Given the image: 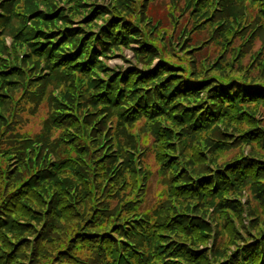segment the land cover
Instances as JSON below:
<instances>
[{"label": "rangeland", "instance_id": "rangeland-1", "mask_svg": "<svg viewBox=\"0 0 264 264\" xmlns=\"http://www.w3.org/2000/svg\"><path fill=\"white\" fill-rule=\"evenodd\" d=\"M73 2L0 0V131H7L0 162L9 188L23 182L10 198L0 194V203L4 200L2 210H7L13 197L20 192L27 196L33 190L28 200L34 207L19 218L39 232L38 236L25 229L16 236L4 233L11 243L5 264H11L13 257L18 264H143L140 260L150 253V247H139L126 237L139 231L136 224L169 239L183 252L205 253L207 264L232 263L243 251L256 246L258 257L253 256L248 264H264V205L255 192L256 185H264V177L249 178L244 186L231 184L230 189L219 178L230 182L228 170L247 159L264 164V101L248 102L246 97L235 102L222 97V105L213 101L216 92L224 95L245 84V89H264V0H83L77 13L70 7ZM97 9L99 15L91 19ZM60 12L67 21L60 18L57 27L80 28L86 36L81 42L94 37L93 47L85 48L89 56H95L88 71L69 67L73 63L69 61L53 63L55 55L47 59L34 50L35 43L20 40L28 26H45L33 21L37 15ZM114 16L124 19L121 27L109 24ZM108 29L117 40L104 44ZM10 65L18 68L9 69ZM158 67L164 69L157 81L155 76L145 83L140 77L133 79L135 72L142 74ZM184 72L188 79L198 80L199 86L187 99L180 94L171 98L169 106L177 100L181 103L170 111L162 105L168 117L158 107H151L156 113L152 110L143 115L138 108L143 88L128 93L129 86H148V95L142 97L151 105L147 98L154 89L151 86L172 74L165 80L170 84L167 87H172ZM111 73L114 77H109ZM118 74L130 82H118ZM93 79L113 87V97L121 94L116 107L103 108L101 101L96 103ZM158 88L166 87L159 84ZM153 98L159 103L157 96ZM129 100L135 104L125 111L123 103ZM77 104L78 113L74 109ZM182 107L183 115L192 111L190 119L205 125L188 127L187 121H179L175 115ZM100 108L103 110L98 111ZM202 109L205 111L196 117ZM210 110L215 113L210 115ZM68 122L87 133L91 151L102 144L92 160L105 154L96 164H109L111 180L119 176L122 181H131L118 197L107 187L106 198L96 191L94 199L87 203L75 199L53 217L51 210L58 209L59 202L51 201L42 213L33 200L39 197L33 186L50 174L74 177L77 170L83 172L78 162L87 147L73 142L78 137ZM40 150L37 162L23 168L22 161ZM111 157L115 158L112 164L107 161ZM95 172V179L105 182L100 170ZM184 178L187 181L182 184ZM214 182L217 185L209 191V183ZM110 195L115 198L109 199ZM223 201L234 203L240 212L222 206ZM43 202L49 204L45 198ZM116 210L121 211L113 217ZM7 211L12 214L13 209ZM2 213L0 216L6 218ZM183 221L191 225L177 232L175 226ZM194 222L207 227H195ZM46 227L51 228L43 236L39 228L43 233ZM17 238L22 239L14 243ZM171 256L167 258L174 260ZM179 263L196 264L183 258Z\"/></svg>", "mask_w": 264, "mask_h": 264}, {"label": "trees", "instance_id": "trees-1", "mask_svg": "<svg viewBox=\"0 0 264 264\" xmlns=\"http://www.w3.org/2000/svg\"><path fill=\"white\" fill-rule=\"evenodd\" d=\"M74 2L72 4H70V7L72 9V11L74 13H77L78 10L80 9V7L83 4V0H73ZM56 8L53 9V11L55 12ZM99 9H97L96 11H94V15L91 16V19L94 18L95 15H99ZM32 12L34 10H31ZM51 11V12H53ZM50 12V13H51ZM57 14V13H56ZM52 17V18H51ZM63 18L64 20L67 21V18L65 16V14L63 12L58 13L55 16H51V15H46V14H40L37 15L35 18H33V21L35 23H44L45 26L43 27H38V26H28L27 30L25 32H23L21 34V38L20 40L22 42L27 41L28 43L34 44V50L41 55H44L47 59L52 57L53 55H55V60L53 61V63L60 61V63H65L66 61L69 62H73L71 64H69V67H73V66H77V70L78 71H88L90 66L93 65V61L95 59L94 53L93 55L89 56L85 50L86 47L88 46H92L93 44H91V41H93L94 37L92 38V40H89L87 43L86 41H82V39H84L85 33L82 32V30L80 28H77L76 26L74 27H70L69 25H65L64 27H57V21ZM24 19H22L23 21ZM124 19L122 20H117L116 16H114L113 19L110 18L109 20V24L112 25H117L118 27H121V25L123 24ZM67 23V22H66ZM10 24H12V21L10 20ZM120 28H118L116 30V34L120 32L119 30ZM105 33L110 34V35H105V40H103L102 42L104 44H109V39L112 40H117L116 34H111L110 29H108ZM35 37V38H34ZM31 39H34L33 41ZM119 39V37H118ZM130 38L125 37V40H128ZM117 45V44H114ZM3 48L1 41H0V48ZM143 49H145V45L143 46ZM95 52V51H94ZM161 66H165V65H161ZM169 65H166L165 67H168ZM9 69L11 68H18L17 66H13L10 65L8 67ZM161 69H164V67H158L157 69H152L150 71H145L142 74H139L137 72H135L133 74V79H137L138 77H140L142 83L146 82L147 80H149L152 76H155L154 79L155 81H157V79L159 78V73L161 71ZM100 70L102 71V69L100 68ZM3 73L7 72V70H1ZM171 73V72H170ZM8 75H11L10 72ZM114 74L111 73L109 74V77H114ZM172 74H168L167 77L165 78H161L158 82H155V84L153 86H151L152 88L154 87V89L152 90V94H149L150 96H147V98L149 99V103H151V105L147 104L148 100H146V98H143V95H148L149 93V87L148 86H143L144 84H139V86H129L130 88L128 89V93L129 95H131L132 91H134L137 88H143L144 90L140 93L139 96V100H138V108L140 109V111L143 113V115H148V113L150 114L151 111L153 110L151 107H158V109H160L162 112L161 114L164 115L165 117H168V114H166L165 110L170 111L173 107H175L176 105H178L180 102V100H177L175 103H173V105H170V100L171 98H173L176 94H180L182 95V97H184V99H187V97H191L194 93V91H196V88L199 86L198 85V80H194V79H188V76L186 74V72H184V77L181 79L177 80V83L172 86V87H167L170 84L165 83V80H167V78L169 76H171ZM130 77V76H129ZM98 80L101 79H93V82L96 84L94 85V88L97 89V92H95L93 95H97L98 100L97 101H101V104L104 105L103 108H107V107H112V106H117V101L119 100V98L121 97V94L119 93L117 97H113L111 91H114L113 87H108L107 85H103L98 82ZM119 80V81H118ZM129 81L130 82V78L128 79V77H126L124 74H118L117 75V81L118 82H123V81ZM6 81V80H4ZM164 81V82H163ZM116 82V81H115ZM159 84H163L166 88L164 89H159ZM198 85V86H197ZM215 85V84H214ZM213 85V86H214ZM252 85H258L257 82H252ZM213 86H211L209 89H211ZM248 85H242L241 87H239L238 89H235L232 92H229L227 94H222L221 92H216L215 95L217 98H214V102L215 103H219L220 105H222L223 101L221 100L222 97L225 99H228L229 102H235L236 100H241L243 97H246L249 101L251 100H260V101H264V89H255L252 90L250 88H246ZM120 89V87H118ZM121 90V89H120ZM110 92V94H108L107 92ZM148 91V92H146ZM187 94V95H186ZM157 96L158 102L153 98ZM123 98V97H122ZM220 99V100H219ZM219 100V101H218ZM125 101V100H124ZM130 103H123L124 105V109L125 111H127L130 107H133V105L135 104V102H132V100ZM162 105L164 106L165 110H162ZM79 104H77L74 109L75 111L78 113L79 111ZM103 108H100L98 111L103 110ZM146 108H150V110H146ZM182 112L178 113L175 115V117L179 120V121H187V125L188 127H191L194 123H197L198 125H201V121L197 122V119L195 118L194 120L190 117L192 116V111L190 113H187L185 115H183V111H184V107H182ZM219 110V109H218ZM205 111V109L200 110L197 113V116H200L203 112ZM136 112V111H135ZM122 113V112H121ZM156 113L155 110L152 111V114ZM215 113L214 111L210 110V115ZM157 117V116H156ZM206 121L210 120L209 118L205 119ZM1 121V120H0ZM75 122V121H74ZM70 123V122H68ZM72 125V127L75 129L76 135H77V139L74 140L73 142H77V144H79L80 148L82 147H87V149H84V153L82 158L79 160L78 162V167H80V169L82 168L83 172H79V170H77L75 173L74 177H70V176H63V177H51V174L48 176L50 178H47L46 180H41V177L35 182V185L33 187H35V189L37 191H39V197H34L35 199L34 202L36 205H38L37 208L39 209L42 213H46L47 210L50 208V202L51 201H55V202H59V208L57 209L52 208L51 210V216L55 217L56 214L61 211V210H65L67 209L70 204L72 203V201H74L75 199L77 200H81L84 203H87V201H89V199H94L95 197V192H99L98 196L104 195L105 191L107 189V187H109V189H113V193L115 194V196L118 197L119 192L121 191V188L124 186L129 185L130 183V178L122 181L119 176L116 178H113V180H111L112 177V172H110V170L108 169L109 164H104V165H97L96 162L99 161L102 156H100L99 158L92 160L93 158V153L94 151H96L97 149H99L102 144L100 146H98V148H95V150L91 151L90 149V138L87 136V133L82 131L79 126L74 123H70ZM205 125V123L203 124ZM184 128V127H183ZM7 133L6 130H2L0 131V147L2 145V138L4 137V135ZM74 136H71L69 139L72 140ZM264 144V141L262 142ZM108 148V147H107ZM2 153H4L6 151V149H1ZM42 150H40V152L36 155L34 154H29L28 158L26 160L22 161V167L25 169H28V167H31V165L34 162H37L38 157L40 155ZM106 153V152H105ZM15 155H18L17 153ZM43 158L40 159V161ZM107 161H109L110 164L114 163L115 158L111 157L109 159H107ZM188 163V161L186 162ZM60 165V163H59ZM59 165H56L54 167L55 171H57V169L59 168ZM190 165V164H189ZM95 169H99L100 170V175L101 179H105V182H102V180H96V175L97 172H95ZM131 170H133V168H130ZM4 169L2 170L1 167V162H0V194L4 195L5 199L10 198L13 194H15L18 189L20 188V185L23 183H21L19 186H14L13 188H9V180H7L5 174L3 173ZM38 171H44L43 170H38ZM194 171H196L194 169ZM229 175L231 176V181L229 182L228 180L224 179L223 180V176H219L220 178V182L223 183V185L227 188L230 189V187L232 186L231 184H234L235 187H239V185L241 184V186L247 184V182L250 179H254L255 177H257L259 175V179L260 176L264 177V164L259 163L257 161H252V160H245L242 163H237L235 166H232L229 170ZM76 173H78L79 175H77ZM121 174V173H120ZM34 175V174H33ZM84 175V176H82ZM89 175V176H88ZM43 176V174H42ZM115 176V175H114ZM186 176V175H185ZM32 176H30L31 178ZM92 179V182L90 180V178ZM250 178V179H249ZM187 178L183 179V183H185V181ZM77 180V181H75ZM258 181V180H257ZM78 182V184H77ZM219 182V181H218ZM94 184V186L91 185ZM208 184V183H207ZM217 185L216 182L209 183V191H211L212 189H214V187ZM117 186V187H116ZM129 187V186H127ZM9 189V190H8ZM69 191L66 192L65 195H62L63 193H65V191ZM33 190H30V192H28L29 194L27 196H24L23 192H20L18 195H16V197H13L11 200V204L8 206L7 210L9 209H13L12 214H10L9 211L5 210V208H3L2 210V206L4 203V200L1 201L0 203V211H4V213H2L1 215H5L6 218H3L2 216H0V259L1 256L6 255L4 258H2L0 260V264H5L9 257L8 254H10L11 250L8 249V246L10 248L11 243L10 240L4 235H10L12 234V236H16V234L20 231V230H24L27 232H31L34 233L35 232V236H38L39 232L38 230L35 231L34 227L32 225H30L29 223H23L22 220L19 218L20 215L22 214H27V213H31V207H34V205L29 202L28 198H30V195L33 194L32 192ZM77 195H75V193ZM255 192H256V196L257 198L261 201V203L264 205V185H256L255 187ZM115 196L110 195L109 199H114ZM121 196H122V192H121ZM21 198V201H20ZM44 198L47 199V201L49 202V204L44 205ZM104 198H106V196L104 195ZM110 203H114L112 200L110 201ZM125 204V202L123 203V205ZM222 206H230L233 207L237 212H240V209L237 208V206L230 202V201H223L220 203ZM15 205H18V207L16 208ZM116 205V204H115ZM29 206V207H28ZM113 211H115V209H112ZM111 211V210H110ZM121 210H116V213L114 216H118ZM34 219H36L37 221H41L42 219L40 218H36L33 217ZM137 219V218H136ZM46 221V219H45ZM48 221H50V219H48ZM167 222H163L162 224H165ZM180 224H177L176 231H179V228H185V230H188V226L191 225V223H188V221H183V222H179ZM136 228L139 231H132L129 235H127L126 237L132 242V243H136L139 247H150V253L148 255H145L141 258V262L143 264H180L179 261L180 259H190L191 261H193L194 263H200V264H207L208 263V258L207 255L205 253H196V252H183L177 244H174L173 242H171L169 239L167 238H163L161 235L158 234H154L153 232L149 231L147 226H142V225H135ZM194 226L198 227V228H202V227H207L205 224H202V222H194ZM46 227L45 231L42 233V229L39 228V231H41V234L43 236H46L47 231H49V229ZM38 229V228H37ZM176 232V233H177ZM47 238V237H46ZM22 238H17L16 240H13L14 243H17L21 240ZM172 243L170 247L166 248V246ZM26 244H24L25 246ZM258 247L256 246V248H248L245 251H243L238 257L237 260L233 261L232 263L229 264H248L249 260L253 257L256 256L258 257ZM172 255L171 257H173L174 260H169L168 255ZM13 256V254H12ZM148 257V258H147ZM180 258V259H179ZM13 262L11 264H18V262H16L15 257L10 258V261ZM167 261H172V262H167ZM220 263V262H219Z\"/></svg>", "mask_w": 264, "mask_h": 264}]
</instances>
